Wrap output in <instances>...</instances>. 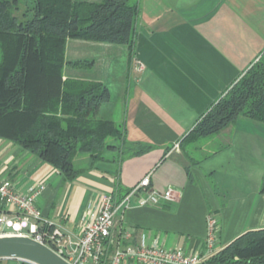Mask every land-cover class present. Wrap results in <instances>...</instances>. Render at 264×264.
Listing matches in <instances>:
<instances>
[{
    "label": "crops",
    "instance_id": "obj_1",
    "mask_svg": "<svg viewBox=\"0 0 264 264\" xmlns=\"http://www.w3.org/2000/svg\"><path fill=\"white\" fill-rule=\"evenodd\" d=\"M65 60L92 62L65 66L64 78L105 84L110 98L97 118L124 126L127 141L152 149L97 163L69 181L0 139V181L19 194L42 185L35 205L45 220L75 232L89 204L103 194L120 201L118 191L150 174L151 189L172 188L176 200L117 211L116 226L135 236L145 232L168 249L199 251L211 215L219 224V252L244 232L264 228V124L239 117L217 134L184 141L253 64L264 63V0H139L132 49L68 39ZM76 163L90 166L87 157Z\"/></svg>",
    "mask_w": 264,
    "mask_h": 264
},
{
    "label": "trees",
    "instance_id": "obj_2",
    "mask_svg": "<svg viewBox=\"0 0 264 264\" xmlns=\"http://www.w3.org/2000/svg\"><path fill=\"white\" fill-rule=\"evenodd\" d=\"M139 0H0V139L77 178L100 162L142 156L152 147L131 143L126 129L97 118L110 98L105 84L64 78L68 39L126 45L136 38ZM239 117L264 124V63L257 62L195 124L184 141L219 133ZM87 157L90 166L74 162ZM130 192L118 191L121 200ZM264 193V176L260 184ZM0 212L5 208L0 204ZM206 264H264V228L236 237Z\"/></svg>",
    "mask_w": 264,
    "mask_h": 264
},
{
    "label": "built area",
    "instance_id": "obj_3",
    "mask_svg": "<svg viewBox=\"0 0 264 264\" xmlns=\"http://www.w3.org/2000/svg\"><path fill=\"white\" fill-rule=\"evenodd\" d=\"M42 185L31 187L26 194L13 191L0 181V204L5 208L0 221V237L22 236L40 243L68 264H206L217 254L215 242L219 233L217 220L207 217L204 248L186 253L182 248L168 249L157 238L145 232L116 226V213L131 207H159L176 200L170 188L158 192L150 187V174L145 175L120 201L103 194L88 205L75 232L51 225L37 209L36 198ZM24 264H36L22 261Z\"/></svg>",
    "mask_w": 264,
    "mask_h": 264
},
{
    "label": "water",
    "instance_id": "obj_4",
    "mask_svg": "<svg viewBox=\"0 0 264 264\" xmlns=\"http://www.w3.org/2000/svg\"><path fill=\"white\" fill-rule=\"evenodd\" d=\"M0 259H17L36 264H68L44 245L22 236L0 237Z\"/></svg>",
    "mask_w": 264,
    "mask_h": 264
},
{
    "label": "rangeland",
    "instance_id": "obj_5",
    "mask_svg": "<svg viewBox=\"0 0 264 264\" xmlns=\"http://www.w3.org/2000/svg\"><path fill=\"white\" fill-rule=\"evenodd\" d=\"M31 1L32 0H22V3H23V5H27ZM78 159H76L74 162L75 166H78V164L76 163ZM208 180H209L210 184H213V179L210 178ZM0 264H24V263L21 260H17V259H0Z\"/></svg>",
    "mask_w": 264,
    "mask_h": 264
}]
</instances>
